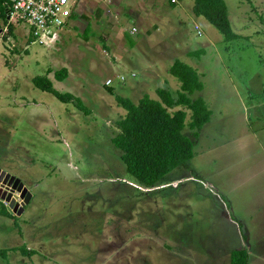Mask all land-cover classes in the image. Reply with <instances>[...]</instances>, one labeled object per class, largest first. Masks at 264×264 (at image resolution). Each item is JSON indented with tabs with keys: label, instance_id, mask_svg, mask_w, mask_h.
<instances>
[{
	"label": "rangeland",
	"instance_id": "obj_1",
	"mask_svg": "<svg viewBox=\"0 0 264 264\" xmlns=\"http://www.w3.org/2000/svg\"><path fill=\"white\" fill-rule=\"evenodd\" d=\"M176 1L80 0L73 26L49 48L0 16V169L31 194L19 216L0 200L12 215H0V264H230L233 250L257 255L264 0H224L233 41L194 14L193 0ZM175 60L198 74L202 89L189 98H201L211 116L193 139V157L146 190L110 141L125 115L116 97L158 100V88L175 97ZM36 76L88 113L35 88ZM177 109L187 113L190 136V113L169 111Z\"/></svg>",
	"mask_w": 264,
	"mask_h": 264
},
{
	"label": "trees",
	"instance_id": "obj_2",
	"mask_svg": "<svg viewBox=\"0 0 264 264\" xmlns=\"http://www.w3.org/2000/svg\"><path fill=\"white\" fill-rule=\"evenodd\" d=\"M7 9L6 0H0V16L3 19H6ZM193 12L196 16L205 18L225 41H233L239 37L231 31L224 0H193ZM73 19H76V15H73ZM11 31L12 26L8 25V33ZM168 72L180 84L175 97L164 88L156 89L158 100L144 95L137 104L126 98L116 97V102L125 111V115L115 122L117 132L110 141L120 152V160L126 172L145 189H153L163 177L193 157V139L198 137L199 131L211 116L201 98H189L190 94L202 89L196 71L189 65L175 60ZM65 77V69L54 73L57 81H62ZM31 83L40 91L53 95L61 103H72L80 111L88 113L80 99L55 90L47 77L36 76L32 78ZM178 107H184L190 113L186 124L191 132L190 136L183 134L187 113L180 109L169 111ZM0 215L12 216L4 208ZM16 250H22V253L28 256L33 255L32 251L23 248L11 249ZM230 264H248L246 251L233 250L230 253Z\"/></svg>",
	"mask_w": 264,
	"mask_h": 264
},
{
	"label": "built area",
	"instance_id": "obj_3",
	"mask_svg": "<svg viewBox=\"0 0 264 264\" xmlns=\"http://www.w3.org/2000/svg\"><path fill=\"white\" fill-rule=\"evenodd\" d=\"M6 2L7 20L14 24L26 25L29 37L39 45L49 48L54 47L62 33L73 26V15H76L80 0H6ZM170 2L176 3V0ZM134 32L135 29L130 34L133 35ZM118 79L121 83L125 82L122 76ZM111 83L108 79L104 85L110 87Z\"/></svg>",
	"mask_w": 264,
	"mask_h": 264
},
{
	"label": "water",
	"instance_id": "obj_4",
	"mask_svg": "<svg viewBox=\"0 0 264 264\" xmlns=\"http://www.w3.org/2000/svg\"><path fill=\"white\" fill-rule=\"evenodd\" d=\"M0 186H5L6 189L10 187L12 184V189L16 191L18 194V202L15 204V200L12 198V192L7 193L6 189L2 191V187L0 188V200L7 203L9 210L19 216L22 211L23 207L28 205L31 194L27 190V188L23 185V183L20 182V180L0 169Z\"/></svg>",
	"mask_w": 264,
	"mask_h": 264
},
{
	"label": "crops",
	"instance_id": "obj_5",
	"mask_svg": "<svg viewBox=\"0 0 264 264\" xmlns=\"http://www.w3.org/2000/svg\"><path fill=\"white\" fill-rule=\"evenodd\" d=\"M169 2H170V0H169ZM170 4H171V2H170ZM173 4H177V1H176V3H173ZM79 7L77 8V12H78ZM77 12H76V15L78 16ZM254 240L255 241H254V246L253 247L257 251L259 249V251H258L257 255H255V257L251 258V254L246 251L247 249H245V251L247 253V256H248V264H264V231H263L262 235L256 237ZM259 242H260V244H259Z\"/></svg>",
	"mask_w": 264,
	"mask_h": 264
},
{
	"label": "flooded vegetation",
	"instance_id": "obj_6",
	"mask_svg": "<svg viewBox=\"0 0 264 264\" xmlns=\"http://www.w3.org/2000/svg\"><path fill=\"white\" fill-rule=\"evenodd\" d=\"M1 185V184H0ZM2 187V191H4L7 187H6V185L5 186H0V188ZM13 191V193H12V198L15 200V204L18 202V198H19V196H18V194L16 193V191L15 190H13L12 189V184L10 185V187L8 188V189H6V192L7 193H9V192H12Z\"/></svg>",
	"mask_w": 264,
	"mask_h": 264
}]
</instances>
